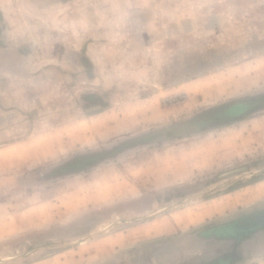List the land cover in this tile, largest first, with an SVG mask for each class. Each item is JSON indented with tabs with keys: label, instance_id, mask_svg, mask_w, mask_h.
<instances>
[{
	"label": "rangeland",
	"instance_id": "1",
	"mask_svg": "<svg viewBox=\"0 0 264 264\" xmlns=\"http://www.w3.org/2000/svg\"><path fill=\"white\" fill-rule=\"evenodd\" d=\"M0 1L15 12L22 9V0ZM168 5L162 1L156 10L161 24ZM175 8L186 20L176 19L172 26L186 32L164 40L155 34L152 53L134 57L139 66L96 69L92 64L90 80L86 67L58 66V84L46 75L37 82V90L47 91L37 113L27 107L9 116L10 126L23 130L12 133L10 141L30 134L29 126L37 128L38 140L50 137L48 129L58 122L69 130L51 135H57L55 149L35 142L41 158L0 166V264H31L51 248L67 247L96 221L101 229L116 219L108 229L123 230L154 212L178 226L155 241L119 249L107 263L197 264L223 252V241L212 233L224 222L264 208V102L199 133L116 149L114 157L100 158L123 138L264 93V0H181ZM40 69L49 67L31 65L27 72L35 75ZM34 85L27 82V92ZM162 88L158 101L148 99ZM99 110L111 115L106 124L104 119L77 122ZM159 111L164 117L154 120ZM87 152H95L87 170L66 175L68 161L78 162ZM90 187L110 188V195L88 208L76 197ZM70 188L77 195H69ZM125 218L133 219L119 221ZM55 224L63 225L56 229ZM231 264H264V228L245 237Z\"/></svg>",
	"mask_w": 264,
	"mask_h": 264
},
{
	"label": "crops",
	"instance_id": "2",
	"mask_svg": "<svg viewBox=\"0 0 264 264\" xmlns=\"http://www.w3.org/2000/svg\"><path fill=\"white\" fill-rule=\"evenodd\" d=\"M162 1L169 2L168 8L162 13L165 22L163 24L158 21L160 18L157 19L155 16ZM178 2L181 0H22V9L15 12L6 8L4 2L0 1V139H2L0 156L2 154L10 156L7 159L9 161L0 160L1 170L8 168L14 161L38 159L40 156L37 154L38 150L34 148L35 142L41 144L44 142L42 147L45 149L57 148L58 143L54 141L57 135L54 137L51 135L58 130H69L68 125L59 127V123H63L58 122L48 129L51 131L50 137L38 140L37 128L29 126V129H33L30 134L25 137H20L18 134L15 135L17 139L9 140L12 133L23 131L20 126H10L9 116L18 114L27 107L34 108L37 113L39 106L41 107V101L47 91H42V88L37 90V82L41 83L46 75L45 77L52 84H58L57 76L60 75L58 66L77 65L79 69L86 67L88 80L94 77L90 72L92 64L96 69L100 66H114L117 63H122L123 66H139L134 59L138 60L140 55L152 53L155 43L158 42L153 39L155 34H161L164 40L176 33L186 32L184 27V31L176 32V28L172 26V22L176 19L179 22L186 20V16L181 14L182 11L175 8ZM32 41L34 44H31ZM108 53H110L109 57ZM113 60L117 62L112 63ZM31 65L40 68L49 67V69L47 72L40 69V73L30 75L27 71ZM48 72L49 75L46 74ZM27 82L35 83L32 87L34 91L27 92ZM164 89L166 88L157 89L148 99L153 98L158 101ZM155 113L154 120H161L164 117V112ZM87 115V119L81 118L77 122L95 123L99 119H104L106 124L111 117L107 110H99ZM25 147L29 150L21 156V151ZM92 156L84 155L79 157V160L84 159L88 162ZM74 162L75 160L68 161L65 167L66 175L86 171L87 168L84 167L90 164L83 163L81 169H76L75 166L70 167ZM109 189L94 190L90 187L83 193L82 198H76L85 199L86 207L92 208L96 203H101L100 197L110 195L107 193ZM75 193V189H68L69 195L75 196L77 195ZM119 195H122V191ZM71 205L74 207L78 204ZM153 209L152 205L149 210ZM35 211L39 212V209L36 208ZM147 211L145 209L143 213ZM154 214L155 212L150 213L147 216L150 218L143 222L131 223L123 230L108 229L112 222H118L116 219L102 223L104 226L101 229L99 222L91 223L89 228L84 229L82 236L79 234L74 236L73 238L77 240L70 242L67 247L51 248L47 255L32 261L31 264H108L107 260L116 259L119 249L155 241L154 239L163 237L174 226H178V222L162 215L153 216ZM130 219L133 218L119 221L129 222ZM62 225L55 224L53 227L57 229ZM7 227L11 225H4V231Z\"/></svg>",
	"mask_w": 264,
	"mask_h": 264
},
{
	"label": "water",
	"instance_id": "3",
	"mask_svg": "<svg viewBox=\"0 0 264 264\" xmlns=\"http://www.w3.org/2000/svg\"><path fill=\"white\" fill-rule=\"evenodd\" d=\"M252 102H264V93L251 96ZM228 104H224L215 108L207 109L200 114L189 119L172 122L166 126L151 128L131 137L118 140L110 150L105 151V155H100V158H109L122 152L128 148L156 144L168 140L178 139L188 134H196L207 128H211L217 124H223L225 120L219 119L216 115L222 111ZM256 105V104H255ZM95 152H87L86 155H93ZM86 165L84 168H88ZM222 227L229 228L233 234L248 235L250 231L260 230L264 228V208L251 211L240 217L228 220L222 224ZM214 260L200 261L197 264H213Z\"/></svg>",
	"mask_w": 264,
	"mask_h": 264
},
{
	"label": "flooded vegetation",
	"instance_id": "4",
	"mask_svg": "<svg viewBox=\"0 0 264 264\" xmlns=\"http://www.w3.org/2000/svg\"><path fill=\"white\" fill-rule=\"evenodd\" d=\"M256 104V105H255ZM262 102L256 103L252 102V98H245L237 102L229 103L222 111H220L216 116L221 120H227L230 119L228 117L238 118L240 116H243L248 110H254L259 109V106L261 107ZM87 160H80L78 162H74L70 167L73 166H81L83 163H86ZM212 234H215L218 238H221L224 245L223 252L221 254H217L212 257L214 260L213 264H231V261L233 259V256L237 255L238 249L241 245H243V240L245 237H247L251 232L248 233V235L241 234V235H235L233 232L226 227H223L221 230L216 229ZM220 231V232H219ZM219 232V233H218ZM204 233H208L204 231ZM213 240V239H212ZM217 240V239H215Z\"/></svg>",
	"mask_w": 264,
	"mask_h": 264
}]
</instances>
